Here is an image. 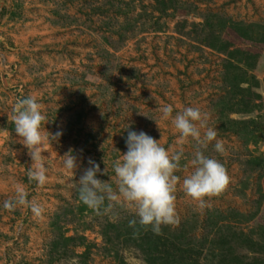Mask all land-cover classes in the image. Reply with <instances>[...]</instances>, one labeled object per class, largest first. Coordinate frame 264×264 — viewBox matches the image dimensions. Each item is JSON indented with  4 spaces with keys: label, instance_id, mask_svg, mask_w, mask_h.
<instances>
[{
    "label": "rangeland",
    "instance_id": "obj_1",
    "mask_svg": "<svg viewBox=\"0 0 264 264\" xmlns=\"http://www.w3.org/2000/svg\"><path fill=\"white\" fill-rule=\"evenodd\" d=\"M262 34L264 0H0V264H149L150 227L119 205L97 214L78 195L89 161L103 170L106 160L109 175L97 178L116 187L112 164L127 152L130 131L183 152L180 223L162 233L191 244L197 264H264ZM28 96L49 121L43 186L29 179L33 161L8 118ZM165 104L173 115L185 107L206 113L226 154L215 141L179 143L157 110ZM198 148L231 177L204 209L180 187ZM65 154L76 157L74 170L64 167ZM17 184L43 208L40 217L26 206L4 208Z\"/></svg>",
    "mask_w": 264,
    "mask_h": 264
},
{
    "label": "clouds",
    "instance_id": "obj_2",
    "mask_svg": "<svg viewBox=\"0 0 264 264\" xmlns=\"http://www.w3.org/2000/svg\"><path fill=\"white\" fill-rule=\"evenodd\" d=\"M157 110L162 113V119L170 120L179 133V143L183 144L191 137L198 145L207 147L208 143L215 141V151L226 154L223 142L217 139V132L208 126L207 114L198 107H185L176 111L175 115L172 104L160 105ZM8 118L14 123L15 133L33 161L28 171L29 179L43 186L47 182V168L42 154L48 151L49 143V135L43 125L49 121L42 114L41 105L35 96L19 99L8 112ZM155 122L161 130L159 121ZM60 135L62 133L57 132L51 138L57 140ZM126 145L127 152L112 164L116 187L97 178V173L109 175L106 160L107 167L103 170L98 163L89 161L93 166L86 169L79 179V199L97 214H108L118 205L127 208L139 217L141 227L145 230L150 227L157 235L161 234L162 226H178L180 217L176 208V193L180 177L176 172L181 169L183 152L170 153L159 140L144 131H130ZM64 157V167L74 170L77 167L76 157L71 154ZM190 163L193 170L183 178L180 187L200 209H204L209 206L208 200L228 191L231 177L218 159L206 156L199 148ZM110 179L113 177L110 176ZM28 195L25 187L17 184L14 200H6L4 208L14 210L17 206H26L35 217H40L43 208L34 200L30 201ZM136 224L135 219L129 222L133 228Z\"/></svg>",
    "mask_w": 264,
    "mask_h": 264
},
{
    "label": "trees",
    "instance_id": "obj_3",
    "mask_svg": "<svg viewBox=\"0 0 264 264\" xmlns=\"http://www.w3.org/2000/svg\"><path fill=\"white\" fill-rule=\"evenodd\" d=\"M260 38V43H264V34ZM147 235L149 237L147 238L148 240L146 239V245L149 248L146 251L149 254L147 258L149 264H197V259L194 257L195 253H193L194 248L191 244L177 241L168 232H161V234L157 235L149 229ZM114 264L128 263L125 259L119 258Z\"/></svg>",
    "mask_w": 264,
    "mask_h": 264
}]
</instances>
